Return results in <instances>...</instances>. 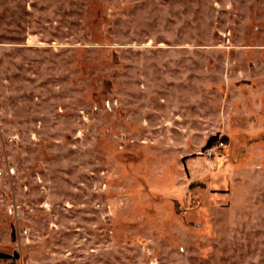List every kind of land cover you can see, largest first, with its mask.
Listing matches in <instances>:
<instances>
[{"label": "rangeland", "instance_id": "rangeland-1", "mask_svg": "<svg viewBox=\"0 0 264 264\" xmlns=\"http://www.w3.org/2000/svg\"><path fill=\"white\" fill-rule=\"evenodd\" d=\"M0 254L264 264V0H0Z\"/></svg>", "mask_w": 264, "mask_h": 264}, {"label": "built area", "instance_id": "built-area-1", "mask_svg": "<svg viewBox=\"0 0 264 264\" xmlns=\"http://www.w3.org/2000/svg\"><path fill=\"white\" fill-rule=\"evenodd\" d=\"M225 146V143L223 140H219L211 145H209L207 148H206V151H205V155L208 157V158H213L217 155H221V150H223Z\"/></svg>", "mask_w": 264, "mask_h": 264}, {"label": "trees", "instance_id": "trees-1", "mask_svg": "<svg viewBox=\"0 0 264 264\" xmlns=\"http://www.w3.org/2000/svg\"><path fill=\"white\" fill-rule=\"evenodd\" d=\"M216 140H217V137H216V136H215V137H211V138L208 140V142H207V147H208L209 145L215 143ZM222 140H223L225 143H228V141H229V139H227V138H225V137H223Z\"/></svg>", "mask_w": 264, "mask_h": 264}, {"label": "flooded vegetation", "instance_id": "flooded-vegetation-1", "mask_svg": "<svg viewBox=\"0 0 264 264\" xmlns=\"http://www.w3.org/2000/svg\"><path fill=\"white\" fill-rule=\"evenodd\" d=\"M4 255H5V254H0V258L6 259V260L12 258V256H9V255L4 256ZM17 255H19V254H18V253L15 254V256H14L15 259L18 258Z\"/></svg>", "mask_w": 264, "mask_h": 264}, {"label": "water", "instance_id": "water-1", "mask_svg": "<svg viewBox=\"0 0 264 264\" xmlns=\"http://www.w3.org/2000/svg\"><path fill=\"white\" fill-rule=\"evenodd\" d=\"M4 256H7V255H4ZM17 257H19V255H17Z\"/></svg>", "mask_w": 264, "mask_h": 264}]
</instances>
